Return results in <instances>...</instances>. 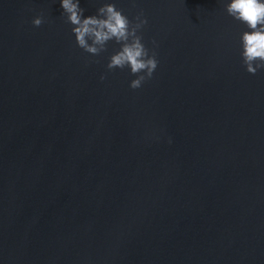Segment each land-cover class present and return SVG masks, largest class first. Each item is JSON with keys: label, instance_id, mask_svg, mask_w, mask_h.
Here are the masks:
<instances>
[{"label": "water", "instance_id": "95a60500", "mask_svg": "<svg viewBox=\"0 0 264 264\" xmlns=\"http://www.w3.org/2000/svg\"><path fill=\"white\" fill-rule=\"evenodd\" d=\"M117 3L159 41L138 89L111 45L78 47L59 0H0V264H264V70L242 62L244 25L222 0Z\"/></svg>", "mask_w": 264, "mask_h": 264}, {"label": "clouds", "instance_id": "9594fccd", "mask_svg": "<svg viewBox=\"0 0 264 264\" xmlns=\"http://www.w3.org/2000/svg\"><path fill=\"white\" fill-rule=\"evenodd\" d=\"M135 3V0H133ZM62 15L72 25V32L78 47L91 56L108 55L107 69H127L134 77L130 87H143L146 80L153 77L158 66L159 41L153 37L150 48L143 29L149 23L141 9L131 18L118 6L117 0H98L96 12L86 14L82 0H59ZM228 15L244 25L239 35L240 56L248 72L256 74L264 70V0H222ZM43 14L33 18V24L44 23ZM107 72L101 80L107 79ZM169 138V143H171Z\"/></svg>", "mask_w": 264, "mask_h": 264}]
</instances>
